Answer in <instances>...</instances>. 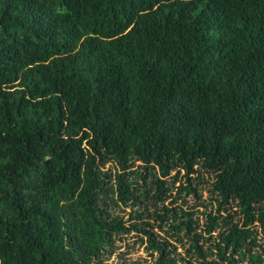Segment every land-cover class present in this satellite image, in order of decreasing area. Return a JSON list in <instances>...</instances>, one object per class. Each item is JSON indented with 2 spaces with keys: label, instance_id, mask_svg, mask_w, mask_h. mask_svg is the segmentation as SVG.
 Masks as SVG:
<instances>
[{
  "label": "trees",
  "instance_id": "16d2710c",
  "mask_svg": "<svg viewBox=\"0 0 264 264\" xmlns=\"http://www.w3.org/2000/svg\"><path fill=\"white\" fill-rule=\"evenodd\" d=\"M130 237L264 264V0H0V264Z\"/></svg>",
  "mask_w": 264,
  "mask_h": 264
},
{
  "label": "rangeland",
  "instance_id": "374dc122",
  "mask_svg": "<svg viewBox=\"0 0 264 264\" xmlns=\"http://www.w3.org/2000/svg\"><path fill=\"white\" fill-rule=\"evenodd\" d=\"M174 172H171L170 176L167 178L169 182H172L173 177L171 176ZM205 176V175H204ZM208 192L203 191V196H207ZM129 211L127 206H118L115 208V212L126 215ZM162 233V232H161ZM173 242L176 243L177 252L181 254H186V245L182 246L179 242H176L173 239ZM117 249L113 255H111L105 264H133L132 260L137 259L139 264H143L145 259L151 258L145 249V243L140 241H134L133 238H127L125 240H119L116 242Z\"/></svg>",
  "mask_w": 264,
  "mask_h": 264
}]
</instances>
